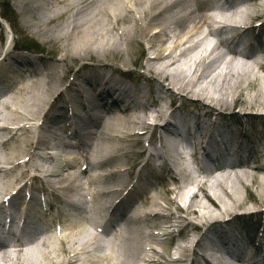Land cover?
I'll return each instance as SVG.
<instances>
[{
    "label": "bare ground",
    "instance_id": "obj_1",
    "mask_svg": "<svg viewBox=\"0 0 264 264\" xmlns=\"http://www.w3.org/2000/svg\"><path fill=\"white\" fill-rule=\"evenodd\" d=\"M13 1V8L23 19L9 18L12 28L22 31L34 44H37L35 38L39 37L36 39L40 43L47 39L60 46L52 43L53 50L49 55L51 60H44L32 51L20 52L13 43L11 47L8 46V43H11L9 40H6L4 45L10 49L5 52L6 65L3 66L1 62V75L9 78L16 71L20 74L28 72L39 75L34 80L24 81L19 87L12 89V95L1 105L2 109L8 111H0V198H6L5 211L9 213L11 219L14 213L22 208L21 216L28 217L29 212L26 208L36 207L39 200L53 204L50 200L53 196L48 191L50 186L46 182L32 178L18 188L11 190V187L30 173V169H35L34 163L39 159L37 157L41 156L44 147L49 146L42 141L39 133H48L47 129L55 126L60 120L69 121L72 125L68 147L85 153V156L78 157L74 152L75 158H69L63 166L62 160L53 164H50V158L45 160L43 168L47 173L56 172L52 177L57 181L58 189L61 191L71 189L75 181L68 171L77 170V162L80 159L87 162L86 169L89 167L81 175L84 179L89 178L90 187H93L95 182L106 184L102 177L90 176V156L110 154L113 155L110 157L111 160L114 158L122 163V166H128L134 161L135 149L140 145V139L148 129L154 135H159L157 138L159 151L155 149V153L149 155L150 157L162 159L164 152L160 146L175 151L177 146L173 139H176L178 145L182 144L186 150L189 148L193 150L190 151L193 156L199 149V154H202L199 157V165L216 168L218 177L225 172L233 175L237 186H233L230 194L227 188L219 183L212 187L203 179L199 182L176 180L173 182L172 191L179 192L182 184L199 187V192L190 197L183 211L177 207V210L185 215V218H182L180 213L170 211L175 202L168 198L171 190L162 184L161 187L166 188L164 192L155 188L153 193L141 200L143 210L150 211L144 217L150 234H144L139 225L132 220L134 217L127 216L110 203L107 207V211L111 213L110 219L105 225L109 227L115 213H122V219L127 224L123 233L129 236V229L134 228L135 237L121 239L120 243H117V237L111 239L107 252L101 258L92 255V251L96 252L92 250L95 247L91 246L95 235L89 232L86 240L82 229L74 231L67 228L60 232V235H47L40 246L30 248L24 253L19 250L15 251L17 253L4 251L0 254V264H76L80 258H83L80 264H157L164 258L155 247L160 235L169 237V251L179 255L177 261L184 258L183 261L188 264H226L221 258L227 257L228 260H235V264L240 262L264 264V217L227 224H221L220 220L232 213L227 207L234 205L237 208L242 205L244 201L242 191L248 199L256 197L259 201L264 200V180L258 177L260 172H264V162L260 160L264 158V126L259 122L232 119L222 114L213 117L211 115L214 113L210 110L206 113L198 112L197 108L200 107L198 102H187L193 108L196 107L195 109L180 105L169 112L159 103L164 95L170 96L171 91L168 87L182 93L188 91L193 96L204 99L208 96H222L220 91L212 90L213 83H210L221 74V72L214 74V69L230 64L232 62L230 60L252 61L251 64L243 65L251 68H258L260 65L264 69L262 65L264 23L234 27L230 24L245 23L264 13V0L211 2H225L228 5L226 9L219 7L214 9L209 4L211 0H188L190 2L188 4H185V0H63L58 3V14L53 21H45L42 18L37 20L33 17V13L35 15V12L42 10L46 0ZM237 1L241 3L244 1L246 6L241 4L243 8L233 12L236 7L230 6ZM174 2L180 5L172 12L170 5ZM199 7H203L206 13L212 12L211 15L199 14ZM226 11L231 13L227 14ZM68 21L69 25L67 24L63 32ZM216 21L222 25L219 29H213L211 26V23ZM31 30L35 31V38ZM218 35H223V39L227 40L220 56L216 52L220 47L218 45L222 44L214 41ZM209 36L212 37L211 41ZM169 39L171 42L166 44ZM205 44L213 45L206 54L208 48ZM45 45L40 44V49L44 50ZM259 47L261 60L257 61L254 52ZM100 50L114 57L112 61H119L125 70L132 66L142 68L143 73L149 76L148 86L132 88L128 85L127 77L114 69L94 66L84 69L82 61L99 56ZM57 54L60 55L58 59ZM186 55L193 59L187 60ZM225 58H228V62H225ZM188 61L191 63L188 64ZM191 65L193 70L190 72ZM62 67L66 74L75 70L74 78H78V81L69 85V89L66 88V94L56 91L62 84L58 72ZM247 79L244 80L247 82L249 81ZM3 81L0 79V87L7 89L10 82ZM247 83L250 84V81ZM164 84H167V87ZM229 86L234 92L233 103L240 101L244 103L242 98H246L247 95L245 91L241 92L244 88ZM81 89L85 92L80 91ZM134 92L145 93L146 101H152L151 104L135 103ZM91 97L93 100H90ZM257 98L248 106L263 107L264 104L258 102ZM87 100L88 104L83 109L87 111L85 116L76 117L72 107L80 109ZM9 102L12 103L8 105ZM148 105L153 110L146 111ZM46 106L48 110L45 111ZM94 109L98 110V117L91 113ZM113 110L119 111L120 115L111 113ZM129 110L139 111L142 115L129 114ZM49 112H52V115L46 122L44 117ZM153 115L154 125L149 126L146 120ZM99 117L107 120L98 122ZM87 126L90 128V134L85 141L86 137L83 136L82 130L88 131ZM136 128H140L141 132H134L129 136L127 130ZM88 142L91 144H85ZM107 162L108 160L104 167H108ZM145 162L141 172L135 175L138 190L154 182L159 174L164 175L168 172L164 167L165 162L159 173L154 172L148 160ZM243 167L248 171H242ZM120 171L111 170V173L123 178L124 175H121ZM240 171L241 173H236ZM116 172L118 174H114ZM127 172L128 168L125 167L124 173ZM248 179L250 181L246 183ZM253 186L258 189V195L252 191ZM100 191L101 194L108 193L104 188ZM86 196L90 198V204L94 205L95 195L88 193ZM178 197L181 198V194ZM128 208L133 209L132 206ZM198 209L206 212L201 213ZM156 210L158 213L151 214ZM210 210L216 211L219 217L208 215L207 211L210 213ZM38 212L39 215L34 214V217L38 216V227L43 226L45 221L58 213L41 206H38ZM165 217L173 219L175 224L168 221L167 226L160 229L161 224L156 221ZM170 229H176L178 233L174 236ZM154 232L157 234L154 235ZM177 236L182 245L176 240ZM192 236L198 237L195 243L191 240ZM201 250L204 251L203 258ZM198 251L200 253H196Z\"/></svg>",
    "mask_w": 264,
    "mask_h": 264
},
{
    "label": "rangeland",
    "instance_id": "obj_2",
    "mask_svg": "<svg viewBox=\"0 0 264 264\" xmlns=\"http://www.w3.org/2000/svg\"><path fill=\"white\" fill-rule=\"evenodd\" d=\"M7 14H8V16L13 15L12 11L7 12ZM63 20H65V19H63ZM64 26H65V28H63V32L66 30V25H64ZM16 31H17L18 35L19 34L23 35L22 32H20L18 30H16ZM20 35L18 36V42L21 45H25V42H28V41L23 36L21 39ZM166 37H168V36H166ZM52 43L54 44L55 42H52ZM57 46L59 47L60 45H57ZM146 46H147V44H146ZM44 47L49 48L47 46H44ZM44 47H43V49H44ZM207 48H208V51L205 52V54L211 50L212 46H207ZM219 48L220 49L216 53L220 56V53L222 52L221 49L224 50V48L222 46H220ZM99 52H101V54H99V56H96L94 58L92 56V58L90 57L87 60L93 61V59H94L95 61H97L96 59H99L98 62L102 63V62H107L109 60H112L114 58L112 56L110 57L108 54H104L103 50H100ZM105 57H106V59H105ZM115 60H117V59H115ZM230 61H232L230 64H227L223 67L219 66L218 68L216 67L214 69V71H213L214 74L219 73V72H221V74H219L210 83V84L213 83L212 90L220 91L219 93H221L222 96L218 95V97H217L216 95H214V96H208L206 99H204L202 97L193 96V94L188 92V91H186L184 93L175 92L169 98V99H171V105L170 106L168 105L169 99L165 97L163 99L164 101H162V106L164 108L165 107L171 108V110H172V109H175L177 107V105H180V104H183L186 107V106H188L187 102H189V103L198 102V103H200V107L197 108V110H200L204 113H206L210 110L212 113L220 112V113L224 114L225 116H229L231 118L240 119V120H249V121H254V122H259L261 124H264V106L261 108H258V107L254 108V107L248 106L249 103H251L252 100H254L257 97H258L257 101L264 104V95H263L264 93L262 94V92L264 91V69H262L260 67V65L258 68L257 67L256 68L255 67H253V68L245 67L243 65V63H245V64H251L252 63V61H248V60L237 59V60H230ZM225 62H228V60H226V58H225ZM133 69H135V67H131L129 70L132 71ZM190 69L192 70V67ZM244 79L249 80L250 84L247 83L249 81L246 82ZM130 80L134 83V79L131 78ZM210 84L208 85V87L210 86ZM229 85H231V86L234 85V87L236 85V87L239 86L240 88H244L241 91L243 93L245 91V93L247 94L246 98H242L244 100V103H241V101L239 103H233L234 101H232V98L234 96V92H233V90H231L229 88L230 87ZM245 87H246V89H245ZM169 89L171 91V88H169ZM207 90H209V89L207 88ZM172 91H173V89H172ZM228 92H230V93L228 94ZM173 95H175V97H172ZM175 101H177V102L175 103ZM258 109H262V111H260ZM113 111L111 113H113ZM153 116H150L147 120L152 121ZM147 120H146V122H147ZM149 138L151 139V137H149ZM125 149H127V147ZM260 160L263 162L262 159H260ZM120 166H122V163H118V167H120ZM241 169H242V171H248V169L246 167H243ZM236 173H241V171L236 172ZM258 177H260L262 180H264V172H260L258 174ZM215 179L218 181H216ZM210 181H211L212 187H215L216 184L219 183L222 186H224L225 188H227L228 193H230V194H231V190H232L233 186H237V182H236L234 176L227 173V172L220 174L219 177L217 176V178L211 179ZM248 181H250V180L248 179L245 182L249 183ZM251 189L255 193V195H258V193H257L258 189L255 186H253ZM242 194L244 197V201H243L242 205L240 207H237V208L234 205L227 207L228 209L232 210V213L230 212L231 214L220 218L221 221L222 220L223 221H234L237 219L238 220L242 219L245 221L248 219L253 220V218L258 216V214L261 215L264 213V200L259 201V200H257L256 197L252 198V199H248L244 191H242ZM168 198L173 199L174 198L173 194H170ZM237 205L239 206V204H237ZM184 206H185V204H183V203L178 205V207H180V208H183ZM234 208H236V209H234ZM198 210H200V209H198ZM171 211L175 212L174 210H171ZM210 211H211L210 213L207 211L208 215H213V216L219 217L216 211H212V210H210ZM200 212L205 213L206 211L200 210ZM183 216H185V215H183ZM162 222L163 221L161 220V223ZM162 243H164V244H163V247L161 248V253L164 255V258L162 260H160L161 264H185L186 263V261L185 262L183 261L184 258H182L181 261L175 262L177 259V256H179V255L171 253V251H169L170 246L167 243V240L163 239ZM198 252L200 253V251H198Z\"/></svg>",
    "mask_w": 264,
    "mask_h": 264
}]
</instances>
